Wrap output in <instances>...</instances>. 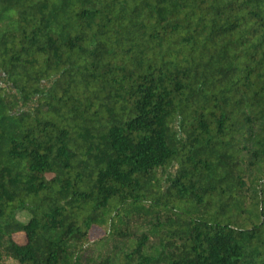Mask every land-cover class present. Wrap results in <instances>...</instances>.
Listing matches in <instances>:
<instances>
[{
    "label": "trees",
    "instance_id": "trees-1",
    "mask_svg": "<svg viewBox=\"0 0 264 264\" xmlns=\"http://www.w3.org/2000/svg\"><path fill=\"white\" fill-rule=\"evenodd\" d=\"M0 264H264V0H0Z\"/></svg>",
    "mask_w": 264,
    "mask_h": 264
}]
</instances>
